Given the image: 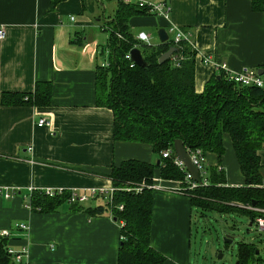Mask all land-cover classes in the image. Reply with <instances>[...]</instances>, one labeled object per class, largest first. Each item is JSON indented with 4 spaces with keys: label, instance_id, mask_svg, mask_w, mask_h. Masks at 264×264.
<instances>
[{
    "label": "crops",
    "instance_id": "obj_1",
    "mask_svg": "<svg viewBox=\"0 0 264 264\" xmlns=\"http://www.w3.org/2000/svg\"><path fill=\"white\" fill-rule=\"evenodd\" d=\"M142 1H165L170 11L167 16L133 15L130 30L136 39L148 34L146 44L152 45L161 43L159 28L183 30L196 50L197 93L220 76L221 64L230 72L264 73V0ZM115 10V0H0L5 30L0 39V188L15 193L0 196V233L9 232L5 246L24 250L29 264H118L122 221L113 219L104 200L76 205L79 209L57 203L44 212L32 205V196L46 189L108 190L113 167L128 160L158 164L150 145L115 142L112 111L95 103L97 68L108 57L104 24ZM37 82L50 85L47 104L20 101L18 96L33 95ZM41 118L49 120V128L37 126ZM222 147L221 157L206 154L204 177L215 170L226 186L244 187L227 133ZM258 156L264 180V150ZM152 179L162 189L152 193L150 246L164 264H190L197 209L180 181L162 179L158 169ZM98 207L104 209L95 215L81 210ZM16 224H26L27 230L15 229ZM5 264L14 263L7 258Z\"/></svg>",
    "mask_w": 264,
    "mask_h": 264
},
{
    "label": "trees",
    "instance_id": "obj_2",
    "mask_svg": "<svg viewBox=\"0 0 264 264\" xmlns=\"http://www.w3.org/2000/svg\"><path fill=\"white\" fill-rule=\"evenodd\" d=\"M116 1V10L107 23L108 57L99 64L96 74L95 103L113 113L114 141L148 144L158 155V164L128 160L113 167L109 178L116 192L115 205L123 210L112 209L115 221H122L118 264H164L165 259L150 246V220L152 216L153 190L128 192L127 188L142 183L150 184L155 169L165 180L180 181L183 188V172L175 165L173 142L181 140L186 150L200 149L206 154L221 157L222 136L232 139L239 168L245 186H226L222 172L212 170L204 179L206 186L184 190L193 207L205 213L245 216L254 222L261 214L249 211L245 206L264 209V189L259 176V151L264 150V89L238 87L224 79L222 72L212 78L201 93L194 89V57L196 50L183 41L174 46L173 41L158 45L146 44L135 38L128 24L133 15L146 14L135 4ZM119 34V35H118ZM149 63L146 68L135 65L130 68L125 54L136 46ZM170 46L176 48L172 56L181 57L174 64L168 60L159 63V56ZM50 96V85L37 82L33 95L25 100L28 104L43 106ZM17 99V101H19ZM170 149L171 155L161 154ZM66 195L54 198L36 192L32 205L44 212L55 209L57 203L65 202ZM106 207V206H105ZM72 208L79 209L77 206ZM104 207L81 209L91 215ZM105 210H107L105 208ZM5 239L0 238V264L7 263ZM250 242H241L237 250L238 264H261L262 257Z\"/></svg>",
    "mask_w": 264,
    "mask_h": 264
},
{
    "label": "built area",
    "instance_id": "obj_3",
    "mask_svg": "<svg viewBox=\"0 0 264 264\" xmlns=\"http://www.w3.org/2000/svg\"><path fill=\"white\" fill-rule=\"evenodd\" d=\"M103 1H108V0H103ZM125 4H135L139 9L145 11L146 14L150 15H159V16H167L169 11H170V6L167 4L165 1H159V2H146L142 0H121ZM70 19H74L73 16L70 17ZM168 38H170L173 41L174 46H179L181 42L186 41L189 43L188 35L181 30L179 27L170 25L168 30ZM119 35V34H118ZM5 36V30L4 28L0 25V39H2ZM138 40L142 43H148V34L141 32L138 34ZM190 44V43H189ZM134 47H137L134 46ZM171 56V60L174 64H177L178 61L181 59V57L178 56ZM125 58L128 59L129 66L132 68V66L135 65V63L131 60L129 51L125 54ZM205 62H209L208 59H204ZM218 69L222 72L224 79L227 80L228 82L234 84L235 86L238 87H245V88H258V89H264V73L259 74L258 69H248L245 68L241 70L240 72H230L225 64L218 65ZM51 123L49 120L45 118H41L37 122L38 127H47L49 128ZM171 150L168 149L164 151L161 156L162 158H168L171 155ZM188 156L190 157V160L195 166L201 177V184L196 183L193 180V177L191 174H189L183 163L179 159H175L174 163L175 165L183 172V183L186 185V188L181 187L183 190H193L197 188L198 186H206L208 183L204 179V168L206 164V158L203 155V152L200 149H194V150H186ZM181 184V182H180ZM260 188L264 189V180L259 184ZM144 188L150 189V190H161L162 187L156 184L153 179L150 184H145L142 183L138 186L135 187H130L127 188L126 191L130 192H141ZM32 191V190H31ZM116 192V189L111 188V189H96V188H89L87 190H64V189H46V190H40V194L43 196H46L48 198H54L58 196H64L66 195V200L65 203L69 204L70 206H76V205H81L84 203L89 202L90 200H94L97 198H101L104 200L105 205L107 209L110 211V214L112 216V209L115 208L118 211L123 210L122 205H115L113 201V196L114 193ZM15 195V193H8L6 190L0 188V196H4L5 198H11ZM28 197V196H27ZM26 199V196H24ZM31 208V207H30ZM245 208L249 211L256 212L261 214V216H258L255 218L254 222L256 225V229L258 232H263L264 233V209H259L256 207L252 206H245ZM123 226V222H122ZM15 229L25 231L27 230V225L26 224H16ZM9 235L8 231L0 233V238H7ZM121 240H124L123 237H121ZM6 254L8 255L9 259L14 264H29L25 260V251H16L10 247H6ZM261 264H264V255L262 257Z\"/></svg>",
    "mask_w": 264,
    "mask_h": 264
},
{
    "label": "rangeland",
    "instance_id": "obj_4",
    "mask_svg": "<svg viewBox=\"0 0 264 264\" xmlns=\"http://www.w3.org/2000/svg\"><path fill=\"white\" fill-rule=\"evenodd\" d=\"M151 41L155 42L154 33ZM230 215L207 212L201 216L199 210L194 211L190 264H237L236 254L241 242L253 243L260 251L259 256L264 255V233L257 231L255 223L249 226L245 216ZM225 236L228 237L226 242Z\"/></svg>",
    "mask_w": 264,
    "mask_h": 264
},
{
    "label": "water",
    "instance_id": "obj_5",
    "mask_svg": "<svg viewBox=\"0 0 264 264\" xmlns=\"http://www.w3.org/2000/svg\"><path fill=\"white\" fill-rule=\"evenodd\" d=\"M158 34V38L161 42H165L168 40V33L166 32V30L164 28H159L157 31ZM176 50L175 47L170 46L164 53H162L159 56L158 62L162 63L166 60H168L169 56ZM130 54V58L131 60L136 63V65L138 66H142V68H146V66H148V62L144 59V57L142 56L141 50L139 47H133L130 49L129 51ZM259 74H263L262 70H259ZM173 152L176 156L177 159H179L186 171L192 175L193 180L198 183L201 184V177H200V173L198 171V169L193 166L190 157L188 156L186 149L182 143L181 140H175L173 142ZM256 205V203L252 204V207H254ZM249 226H251V223L249 224ZM226 239H228L227 236L224 237V242H226ZM229 242H231V240H227Z\"/></svg>",
    "mask_w": 264,
    "mask_h": 264
}]
</instances>
